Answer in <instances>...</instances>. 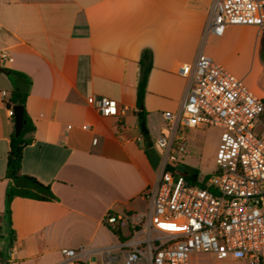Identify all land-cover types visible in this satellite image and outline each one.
<instances>
[{
    "label": "crops",
    "instance_id": "1",
    "mask_svg": "<svg viewBox=\"0 0 264 264\" xmlns=\"http://www.w3.org/2000/svg\"><path fill=\"white\" fill-rule=\"evenodd\" d=\"M211 3L0 0V48L10 54L0 66L32 80L26 110L35 132L24 149L22 173L49 185L57 198H14L12 240L4 211L14 131L6 104L14 85L0 72V264H73L61 250L80 247L86 262L125 264L122 243L131 238L130 220L121 227L122 241L105 218L110 212L128 218L144 214L145 194L159 174L138 119L142 52H152L144 107L154 143L163 114L178 112L186 96L189 80L179 73L182 66L194 64L200 52L220 63L229 57L224 45L251 47L255 40L261 51V35L252 26H229L223 36L204 37ZM251 91L264 99L260 89ZM90 97L117 101L121 113L103 116L88 103ZM204 256L232 260L195 254L192 264Z\"/></svg>",
    "mask_w": 264,
    "mask_h": 264
},
{
    "label": "built area",
    "instance_id": "2",
    "mask_svg": "<svg viewBox=\"0 0 264 264\" xmlns=\"http://www.w3.org/2000/svg\"><path fill=\"white\" fill-rule=\"evenodd\" d=\"M229 26H252L262 36L264 0H212L204 37L223 36ZM9 57L0 48V63ZM179 73L189 80L187 92L178 112L163 114L153 143L159 174L145 194L147 210L131 218L110 212L105 222L117 229L130 220L131 238L122 243L125 264H192L195 254L264 264V99L204 52ZM88 103L103 116L121 113L107 97H90ZM191 123L223 129L215 170L204 186L189 184L182 174L183 128ZM61 253L73 264H92L82 257L84 247Z\"/></svg>",
    "mask_w": 264,
    "mask_h": 264
},
{
    "label": "trees",
    "instance_id": "3",
    "mask_svg": "<svg viewBox=\"0 0 264 264\" xmlns=\"http://www.w3.org/2000/svg\"><path fill=\"white\" fill-rule=\"evenodd\" d=\"M260 44V56L262 61L264 62V34L260 38ZM152 67V52L148 49H145L142 52V56L140 59L141 72L137 85V107L140 110L138 115L140 124L147 118V112L144 107V100ZM5 73L12 79L14 85V88L6 104L8 109L11 110L14 106L17 105H22L24 108V124L21 133L18 136L15 134V121L14 116H12L14 131L12 132L10 137V151L8 153L6 163V178L10 180V183L6 190V208L4 211V216L10 226L9 233L13 240L14 230L12 228L10 205L14 198L22 197L41 201H54L57 200V198L53 194L49 185L42 183L32 175L22 173V158L24 149L27 145L31 144L34 141L35 132L34 122L26 110V102L30 94L32 80L26 74L11 69H5ZM143 137L145 140L146 152L147 154H149L148 142L151 141L150 135H143ZM182 174L185 176L189 184L196 186H204L205 182L211 176V174H208L202 178L200 171L191 167H184ZM112 230L122 241L124 240L121 232V227Z\"/></svg>",
    "mask_w": 264,
    "mask_h": 264
},
{
    "label": "rangeland",
    "instance_id": "4",
    "mask_svg": "<svg viewBox=\"0 0 264 264\" xmlns=\"http://www.w3.org/2000/svg\"><path fill=\"white\" fill-rule=\"evenodd\" d=\"M221 49L220 51H222ZM226 50L229 57L219 60L220 63L230 73L241 78L249 89H260L264 92V62L260 56V45H258L257 52L255 40H253L251 47L239 48L236 45H224L223 51ZM216 57L218 56H215V59ZM255 131L259 134L263 131V127L258 126ZM183 134L187 140V152L181 164L184 167L198 169L202 178L212 174L216 166V157L223 136V129L217 126L191 123L183 128ZM153 137L154 140L157 137L155 130L153 131ZM124 232L127 234L128 229L125 228ZM196 262L199 264H244L233 259L231 261H214L208 256L201 257Z\"/></svg>",
    "mask_w": 264,
    "mask_h": 264
},
{
    "label": "water",
    "instance_id": "5",
    "mask_svg": "<svg viewBox=\"0 0 264 264\" xmlns=\"http://www.w3.org/2000/svg\"><path fill=\"white\" fill-rule=\"evenodd\" d=\"M0 72H5V69L0 66ZM13 110V115H14V121H15V134L18 136L21 133V130L23 128L24 124V119H23V114H24V108L22 105H17L12 108ZM141 130L144 135H147L149 133L147 125H146V120H143L141 122ZM149 146V158L150 161L155 169L158 168V164L160 161V156L154 147V144L152 141L148 142Z\"/></svg>",
    "mask_w": 264,
    "mask_h": 264
}]
</instances>
